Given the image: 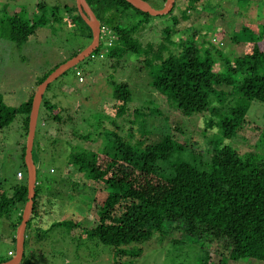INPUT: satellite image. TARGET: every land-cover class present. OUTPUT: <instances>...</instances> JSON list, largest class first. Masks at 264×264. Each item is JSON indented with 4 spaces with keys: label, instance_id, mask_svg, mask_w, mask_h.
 Returning a JSON list of instances; mask_svg holds the SVG:
<instances>
[{
    "label": "trees",
    "instance_id": "16d2710c",
    "mask_svg": "<svg viewBox=\"0 0 264 264\" xmlns=\"http://www.w3.org/2000/svg\"><path fill=\"white\" fill-rule=\"evenodd\" d=\"M179 1L185 3L180 18L171 17ZM200 1L175 0L171 12L165 16L171 17L172 21L161 31L162 42L153 46L151 42L142 44L138 35L160 17L137 11L124 0H86L103 30L99 47L89 59L101 55L104 42L110 44L108 57L135 56L136 61L148 70L149 86L161 94L182 118L204 116L205 128L215 129V135L220 138L204 142L205 147L200 146V151L196 152L188 137H183V141L176 140L172 131H178V128L172 129L166 123L159 132V138L148 144H131L117 133L105 131V143L109 145L102 152H70L68 166L76 168L78 174L91 184L98 185V189L94 188L96 193L106 188L103 199L93 197L90 200L96 207L97 224L85 235L88 241L109 248L117 260L114 264H119L121 261L118 259L124 256L129 260L138 258L140 249H132L131 245L143 244L161 234L165 222L180 223L187 235L198 239L205 236L209 241H225L230 261L252 259L264 264V157L258 152L239 155L234 145V139L244 138L249 126L247 115L251 104H264V24L258 34L246 36L248 39L244 42L242 56L222 59L218 45L211 42V48L200 49L194 41L179 38L180 31L175 28L179 19H189ZM36 8L40 13L34 20L23 19L16 12L0 18V39L5 38L19 46L34 36L41 26L48 24L52 27L63 22L62 17L56 16L60 7H51L49 13L43 12L44 3L37 4ZM76 10L75 6L66 7V13H76L68 22L74 25L78 21L83 26L81 34L86 32L91 41V31ZM193 33L192 37L196 39L197 32ZM173 37L179 39L173 40ZM232 39L238 42L237 37ZM80 51L38 79L28 100L19 107L6 106L0 97V131L20 116L25 141L37 86ZM219 59L222 66L216 71L214 67ZM111 84L114 117L132 123L142 137L150 135L145 118L158 111L152 108L148 115L142 109L129 111L132 94L128 86ZM40 107L48 111L55 106L43 95ZM52 118L55 122L61 121L57 113ZM258 131V137L264 143V128ZM202 133L203 137H208L204 131ZM224 140H231L233 145L220 142ZM34 147L33 142L32 160L36 167ZM185 152L187 159L181 158ZM24 153L23 142L20 167L16 171V175L20 173L22 176L17 179L19 183L7 192L0 191V219H10L15 212L16 217L11 222L13 231L20 224L27 201ZM166 171L167 176H163ZM23 178L25 180L21 182ZM40 190L36 179L33 210L25 230L22 264H33L25 255V246L27 235L33 229L39 230V222L45 214L47 200L40 195ZM57 226L71 229L78 224L70 220L52 225L49 230ZM14 237L11 239L13 244ZM39 237L37 234L36 238ZM14 254L0 259V264L12 259ZM199 264L214 263L210 262L206 252ZM215 264L225 262L220 259Z\"/></svg>",
    "mask_w": 264,
    "mask_h": 264
},
{
    "label": "rangeland",
    "instance_id": "374dc122",
    "mask_svg": "<svg viewBox=\"0 0 264 264\" xmlns=\"http://www.w3.org/2000/svg\"><path fill=\"white\" fill-rule=\"evenodd\" d=\"M54 1L67 4L65 7L68 8L75 4L74 0ZM144 1L155 10H161L165 5L163 0ZM51 2L52 0H0V18L12 16L16 12L23 19L34 20L40 13L36 5L44 3L43 12L49 13ZM183 7L184 2H177L171 17L180 18ZM60 8L56 16L62 17L64 8ZM189 16L188 20L179 19L175 26L180 31L179 38L194 41L203 50L211 48L210 43L213 42L219 46L222 59L237 58L243 54L244 42L248 39L246 36L249 33L258 34L264 24V0H201ZM171 17L162 16L153 20L138 35L139 41L142 44L151 42L153 46H157L162 42L161 31L169 25ZM244 30L247 32H243ZM82 31L83 26L78 21L74 25L63 21L52 27L48 24L41 26L34 36L19 46L5 38L0 39V97L3 103L10 108H17L25 103L38 79L74 52L84 49L88 41L82 38ZM193 32H197L196 39L192 37ZM232 37H237L238 42H234ZM179 38L173 37V40ZM103 41L101 40L102 43ZM109 48L110 44L104 42L100 56L88 58L66 71L50 84L44 94L45 99H49L55 107L48 111L40 107L35 131L36 179L40 184V195H43L47 203L44 206L45 214L41 223L39 222V230L33 229L27 235L25 255L33 264H114L117 261L109 248L86 239L85 232L97 224L96 207L90 200L93 197L103 199L106 188L96 193L94 188L98 189V185H92L78 174L76 168L68 166L67 159L71 151L102 152L109 145L105 143V131L117 133L131 144H148L159 138V132L166 123L172 129L178 128V131H172L176 140L183 141V137H188L196 152L200 151V146L205 147L204 142L220 140L219 135H215V129L205 128L204 116L182 118L161 94L152 89L149 86L148 70L141 62L136 61L135 56L111 58L107 55ZM221 63L219 59L218 65L214 67L216 71L222 66ZM111 83H124L128 86L132 94L129 111L134 108L142 109L146 115L152 108L158 111L145 118L150 135L142 137L132 123L114 117L111 108L114 105ZM54 113L59 114L60 122L53 120ZM247 121L249 126L244 138L234 139L237 153L244 155L258 152L264 157V143L258 137V130L264 128V104L253 102ZM203 131L208 137H203ZM22 135L20 116L0 131L1 192H7L10 187L19 183L16 171L20 167L21 145L26 142ZM220 142L233 145L231 140ZM181 158L187 159V152ZM167 174L166 171L163 176ZM24 180L23 178L21 182ZM14 217L15 212L11 215V220L0 219L1 260L15 253L12 237L9 240L10 231L11 236L15 233L10 226ZM70 220L78 226L71 229L57 226L49 230L52 225ZM45 231L47 232L44 233ZM37 234L40 235L39 238H36ZM131 247L140 249L141 255L132 260L126 256L121 257L122 259H118L121 261L119 264H199L206 252L210 262L214 264L220 259L225 264H262L252 259L230 261L225 241H209L205 236L200 239L189 236L177 222H165L161 234Z\"/></svg>",
    "mask_w": 264,
    "mask_h": 264
},
{
    "label": "water",
    "instance_id": "95a60500",
    "mask_svg": "<svg viewBox=\"0 0 264 264\" xmlns=\"http://www.w3.org/2000/svg\"><path fill=\"white\" fill-rule=\"evenodd\" d=\"M130 6L137 11L146 13L151 17H162L168 15L175 3V0H165V5L161 10L153 9L147 2L143 0H124ZM75 6L77 12L84 23L88 26L91 31V41L88 46L81 50L76 56L67 60L63 64L59 65L53 72H51L47 78L37 86L34 93L31 110L28 120V130L25 142V153H24V165L27 173V201L24 205L21 221L15 231V254L12 259L1 264H22V258L24 254V240L26 225L30 219L33 210V200L35 197L36 187V167L32 160V148L35 137L37 119L39 114V108L43 99V95L47 87L63 75L69 69L75 68L78 64L83 62L92 56V54L98 49L100 38H101V27L100 23L94 16L93 12L89 8L86 0H75Z\"/></svg>",
    "mask_w": 264,
    "mask_h": 264
},
{
    "label": "crops",
    "instance_id": "0c3cea01",
    "mask_svg": "<svg viewBox=\"0 0 264 264\" xmlns=\"http://www.w3.org/2000/svg\"><path fill=\"white\" fill-rule=\"evenodd\" d=\"M56 1H54V0H52V2H51V5H50V7H54V6H58V7H62L63 6V8H64V10L62 11V12H64V13H61L63 16H62V20L64 21V22H67L68 20H69V18H73V16L72 15H74V13H66V7H65V5H67V4H65V3H62V4H59V3H55ZM74 2H75V0H74ZM74 6H75V4H74ZM76 7V6H75ZM61 9V8H60ZM77 11V10H76ZM77 14H78V12H77ZM63 23V22H62ZM87 33L86 32H84L83 34H82V38H84L86 41H88V43H87V45L86 46H88L89 45V43H90V40L87 38ZM85 46V47H86ZM84 47V48H85ZM21 145V144H20ZM15 217H16V215H15ZM14 217V218H15ZM10 226H11V224H10ZM13 233V232H12ZM13 236H15V233L11 236V231H10V234H9V240L11 239V237H13Z\"/></svg>",
    "mask_w": 264,
    "mask_h": 264
},
{
    "label": "built area",
    "instance_id": "2783aa9c",
    "mask_svg": "<svg viewBox=\"0 0 264 264\" xmlns=\"http://www.w3.org/2000/svg\"><path fill=\"white\" fill-rule=\"evenodd\" d=\"M101 33H103V30H102V29H101ZM100 39H101V38H100ZM80 81H81V80H80ZM16 176H17V179H21V177H22L20 173H17Z\"/></svg>",
    "mask_w": 264,
    "mask_h": 264
}]
</instances>
